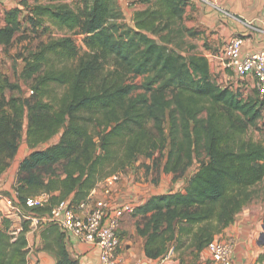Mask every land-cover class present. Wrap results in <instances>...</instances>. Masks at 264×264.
Listing matches in <instances>:
<instances>
[{"label": "trees", "instance_id": "16d2710c", "mask_svg": "<svg viewBox=\"0 0 264 264\" xmlns=\"http://www.w3.org/2000/svg\"><path fill=\"white\" fill-rule=\"evenodd\" d=\"M136 1L145 6L133 11L131 23L117 0L33 6L28 20L36 30L49 22L84 35L87 48L80 51L67 35L20 55L24 66L15 73L29 85V96L0 75V174L24 141L30 152L19 165L15 202L26 215H45L64 200L79 206L106 178L166 151L161 168L184 177V190L150 196L133 216L146 257L160 259L173 248L183 264L188 254L201 256L264 182V145L244 137L261 118L264 99L222 87L207 57L174 48L184 32L199 34L184 26L189 0ZM21 17L20 7L7 11L0 45L13 44ZM136 77L140 84L130 81ZM55 87L63 91L54 93ZM42 193L48 203L27 207L28 198ZM30 224L23 220L15 237L11 222L3 221L0 264H28ZM42 235L55 264H80L56 224Z\"/></svg>", "mask_w": 264, "mask_h": 264}, {"label": "crops", "instance_id": "0c3cea01", "mask_svg": "<svg viewBox=\"0 0 264 264\" xmlns=\"http://www.w3.org/2000/svg\"><path fill=\"white\" fill-rule=\"evenodd\" d=\"M13 6L20 7L21 5L20 2L19 4H14L13 2L0 0V28L7 24L5 19L6 13ZM135 6L134 10L139 9L136 4ZM233 16H239L246 21L253 22L257 27H261L262 23H264V0H190L189 5L185 8L184 24L188 28L198 31V36L202 40L205 39L211 43L212 47L210 48H204L202 45L199 48L206 57L207 53L222 55L226 41L236 34L244 35L247 48L257 50L261 46V36L259 34H250L248 28L236 22ZM229 71L232 72L231 70ZM29 152L30 149L23 142L17 157L11 162L8 169L0 174V225L4 220H9L11 222L10 230L16 233L15 237L22 231L23 220L7 206L2 197L14 194L20 162ZM144 163L147 167L144 164L142 165L140 160H138L133 170H136V167L139 166L145 168L148 182H144V184H141L139 181L136 182V178H139L138 173H141L142 170H138L137 175L135 170L129 176L120 173L116 180L109 181L108 185L111 189V199L114 208L121 207L139 197L143 198V203L155 194L151 192L152 188H150L151 172L153 170L149 168L151 161L147 158ZM160 173L163 175V179L158 185L159 188L164 184V181L166 182V180L173 177L171 173H164L162 168L160 169ZM141 180L144 181V178L142 177ZM177 183L178 181L175 182V184ZM102 187V185H97L93 189L90 194L92 200L106 198ZM152 187H155V185L152 184ZM167 191L169 190L162 189L157 194ZM245 207L236 215L235 221L216 235L215 239H230L235 242L232 264H264V242H260L259 240L264 233L259 232L257 221L259 211L258 209ZM260 214L263 215V212H260ZM46 215L48 214L36 215L38 218H41L39 228H35L31 221L30 230L27 232L31 247L27 255L29 264L56 263L55 254L51 250L45 249V239L42 235L43 230L51 224L42 220ZM56 226L64 233V240L67 243L71 258L78 260L80 264H100L99 247L97 245L79 242L74 238H67V234L63 231L62 227L58 224ZM119 235L121 240L120 252L125 258L126 263L135 264L137 261L143 260L144 264H162V258L150 259L145 256L143 250L144 239L137 234L136 218L133 216V213L122 212ZM172 258L174 259L175 255ZM173 259L172 264H176ZM197 264H214L207 249L202 252L199 260H197Z\"/></svg>", "mask_w": 264, "mask_h": 264}, {"label": "built area", "instance_id": "2783aa9c", "mask_svg": "<svg viewBox=\"0 0 264 264\" xmlns=\"http://www.w3.org/2000/svg\"><path fill=\"white\" fill-rule=\"evenodd\" d=\"M11 2L12 0H4ZM234 20L248 28L250 34L261 36V46L257 50L246 47L245 37L242 34L231 36L225 43L222 55L210 54L223 65L226 70H231L233 77L229 79L227 87L231 90L244 94L249 85H253L260 95L264 97V23L257 27L253 22L246 21L239 16H233ZM208 57V56H207ZM252 81V82H250ZM120 173L110 176L100 182L106 198L92 200L91 197L82 202L79 206H70L69 201L64 200L51 208L48 215L42 220L46 223L60 225L67 238H74L79 242L93 243L99 247L100 264H128L120 252V216L122 212H134L135 208L142 203L143 198H136L121 207L114 208L111 199L109 181L116 180ZM15 195L3 196L5 203L11 210L25 220H31L35 228H39V221L36 215L25 214L15 202ZM49 201V195L42 193L27 199L26 205L29 208L42 207ZM15 236L16 233L12 232ZM235 242L233 240L211 241L206 249L214 264H232V255ZM31 249L28 245V251ZM174 249L162 258V264H172ZM29 264V263H28ZM135 264H144L143 260Z\"/></svg>", "mask_w": 264, "mask_h": 264}, {"label": "rangeland", "instance_id": "374dc122", "mask_svg": "<svg viewBox=\"0 0 264 264\" xmlns=\"http://www.w3.org/2000/svg\"><path fill=\"white\" fill-rule=\"evenodd\" d=\"M190 1V0H189ZM11 2L18 3L20 2V8L22 9V32L17 34L13 44L10 46H0V75H5L8 77L11 81H17L22 87L23 93L25 96H29L31 94L29 85L21 78L17 77L16 71L20 72L23 69L24 61L23 58L20 57V55L26 56L33 50L37 48V46L42 41H47L52 37H61V36H67L69 35L75 42V45L77 48L82 51L86 50V45L84 42L85 36L82 34H74L72 32H65L60 31L53 25H51L49 22H46L43 26H41L38 30H36L31 22H29V14L31 13V10L33 6L37 3H68L73 7L77 6V0H12ZM120 8L123 11L125 22L130 23L131 15L133 13V8H135V4L138 6V8H143L145 5L141 4L140 2L136 0H117ZM140 3V4H139ZM16 6H13V8ZM184 26L188 28L185 24ZM193 29V28H192ZM196 36H190L186 32L181 34L175 43H173L174 48L181 52L183 55H191V54H197V55H203V51L199 49L201 45L205 47H212L207 40L203 39L201 37ZM223 45V44H222ZM221 46V45H220ZM215 53V52H211ZM210 53H207V56ZM205 56V55H203ZM206 57V56H205ZM209 64H210V71H211V77L214 81L219 83L222 87H226L229 83V79L234 76L232 72L229 70H226L222 64H220L219 61L216 59L211 58L210 56L207 57ZM16 62V63H15ZM16 67V69H15ZM16 70V71H15ZM130 81L140 84L142 81V77H136L131 78ZM252 82V81H250ZM54 93H61L63 91L60 87H55ZM243 96L247 97L253 94H258V90L253 87V85H249V87L243 92ZM261 99L264 97L260 95ZM26 127V123H25ZM244 137L249 140H253L255 142H260L264 145V104L262 107V115L261 118L254 124L250 125L249 128L246 130ZM57 138L53 139V142H57ZM24 141H22L23 143ZM21 143V144H22ZM166 158V151L164 152H156L153 158H150L151 165L150 169H153L151 172V183L155 185V187H152V184L150 183V188H152L151 192L157 194V192H161L162 189L166 190H184L186 186V179L183 178H176L173 177L169 180L164 181V184L159 188V183H161L163 179V175L160 173L161 164L164 162ZM141 164L147 165L144 163L147 159L144 157L139 158ZM201 160H204V156L201 157ZM198 167V163L194 165L189 173H193L196 168ZM135 170V169H134ZM133 169L127 170L126 172H123L125 176H129ZM142 170L141 173H138L139 178H136V182H140L141 184H144V182H148L147 180V172L145 168L139 166L136 167V175L137 171ZM129 171V172H128ZM144 178V181L141 180V178ZM175 184V182H177ZM158 187V188H157ZM155 188V189H154ZM154 191V192H153ZM245 208L255 209L259 211V215L257 218L258 221V230L259 232L264 233V182L258 184L256 186V195L254 199L246 205ZM260 212H263V215L260 214ZM133 213V212H132ZM22 220H25L22 218ZM138 219H136L137 222ZM260 242H264V235L259 239ZM175 255V258L173 259L176 264H181V259L179 253H173ZM264 255V254H263ZM186 262L183 264H197L196 256L193 255H187L186 256Z\"/></svg>", "mask_w": 264, "mask_h": 264}]
</instances>
